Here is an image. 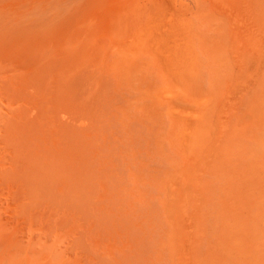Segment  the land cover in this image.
<instances>
[{
	"label": "bare ground",
	"instance_id": "obj_1",
	"mask_svg": "<svg viewBox=\"0 0 264 264\" xmlns=\"http://www.w3.org/2000/svg\"><path fill=\"white\" fill-rule=\"evenodd\" d=\"M62 1L63 17H77L74 31L64 28L65 44H71L68 42L73 36L79 39L72 67L68 64L71 50L65 49L63 81L76 89L81 110H85L86 100H91V135L87 138L84 131L79 132V166L83 174L78 190L81 209H77L83 254L80 264H122L117 258L87 255L86 231L90 236L97 231L109 240L128 234V227L112 229L95 216L89 205L87 178L112 204L113 200L123 205L127 201L134 210V204L139 205L143 211L135 214L145 216L149 224L158 218L155 205L167 207L171 196L178 200L181 212L192 224L193 256L189 261L190 256L183 255L189 264H264V0L206 1L217 11L215 14L203 21L193 16L180 22L175 15L180 10L181 15L187 14L192 1H149L155 13L176 24V30L160 22V16L159 24L139 21L144 11L140 0ZM193 2L197 6L203 3ZM164 5L179 11L173 15L170 8L169 14L164 12ZM202 6L204 17L207 9ZM193 112L196 118L187 122L185 118L192 117ZM164 209L162 218L166 215ZM174 214L173 220L180 215L174 219ZM143 219L137 222L136 216L131 225L139 223L145 229L147 220L140 223ZM181 222L178 227L174 225L180 228ZM158 224L151 225L152 232ZM175 226H170L174 231L169 228L172 234H162L164 226L158 231L171 244L175 243ZM177 235L179 232L175 234L178 239ZM156 241L162 242L158 238ZM167 241V247L157 249H169ZM178 242L174 245L180 246ZM136 245L131 260L146 264V250L138 249L139 241ZM2 247L0 237V252ZM164 254L156 259L161 257V262L169 257L168 264L174 262L173 254L163 258ZM153 257L154 253L152 259L149 257L154 263Z\"/></svg>",
	"mask_w": 264,
	"mask_h": 264
},
{
	"label": "rangeland",
	"instance_id": "obj_2",
	"mask_svg": "<svg viewBox=\"0 0 264 264\" xmlns=\"http://www.w3.org/2000/svg\"><path fill=\"white\" fill-rule=\"evenodd\" d=\"M140 1L143 2L144 11L142 14L140 13L142 18L139 17V21L144 19L145 22H143L149 24L166 22L171 25L169 27L177 29V26L174 27L176 24L168 22L163 14L153 11L154 5L149 2L151 0ZM202 1L203 3L197 6L194 2V4L192 2L190 4L188 0L190 4L188 11H191L190 15L192 16H189L190 11H187L188 16L185 17L186 12L181 15V10L176 8L175 10L179 11V15H177L174 7H172L173 15L175 13L176 18L178 17L177 21L183 20V18H193V16L195 19L203 21L217 12L211 4L207 3H210V0ZM202 5L206 6H204L205 10L207 9L204 17L200 13ZM168 6L164 5L163 10L171 14L172 8L170 6V9ZM190 6L191 8L195 6V8L190 9ZM62 8H64L62 0H0V237L3 244L2 248H4L0 252V264H80L82 260L83 254L80 253L81 248L79 247L81 228L77 215V209L81 207V205L78 207V190H80V178L83 175L79 166V132L84 131L87 138L91 135V100L87 99L85 110H81L76 89L73 85L70 87L63 81L62 72L67 63L63 56L66 54L65 49L71 50L68 64L72 67L76 64L77 44L79 43L77 41L79 39L74 40L73 36L72 40L68 42L71 44H65L64 28L68 27L69 31H74L72 25L77 17L71 15L69 18H64ZM148 11H150V20L146 17V15L149 16L146 14ZM159 16L163 19H160L162 20L160 22L158 21ZM147 20L149 21L147 22ZM230 93L231 96L235 94L232 91ZM194 117L196 118L195 112H193L192 117L185 119L187 122H191L195 119ZM81 124L86 126H81ZM208 147L210 148V146ZM86 183L87 191L90 192L89 196L91 197V201H89L91 203H87L93 207L95 216L101 218V221H104L112 229L119 227L121 230H126L128 227L127 235L119 236L114 240L102 238L97 231L90 236L89 230L86 231L84 234L87 239V255L98 256L105 260L117 258L122 264H133L135 261L131 260L133 255L131 251L134 252L136 248L134 246H137L136 242L139 241L141 249L140 247L138 249L140 251L142 248L146 250V252L142 251L146 253V256H144L145 253L143 255L144 258L146 257V264L158 263L162 257L161 254L169 249L176 253L169 252L171 253L170 256L174 255L173 264H183V260L188 262L184 264H189L193 256V248L191 247L194 241L191 239H194V236L190 232L192 224L191 221H188L187 214L181 212V203L177 204L176 201L178 200H175L173 196L170 198V204H166L168 208L154 206V210L155 207H158L157 210L159 209V211L155 210V214L158 215L157 220L156 217H154V221L151 219L152 224L160 223L159 226L154 225L155 227H153L157 230V237L156 230L155 233L152 232L151 227L153 225L149 224L145 216L140 214L143 208L134 204L136 208L134 210L133 205L127 201L123 205V202L113 200V202L115 201L113 203L115 205H113L99 187L92 186L89 178L86 179ZM89 205H85V209L89 208ZM129 208H131L130 211ZM162 209L165 210L166 215L164 216L168 218V221L164 220V216L161 217L162 212H164ZM86 210L92 212L90 209ZM135 211H139L140 215H136ZM174 212L177 215L183 213L182 216L184 217L180 215L178 217L174 214V219L179 218L178 223H176L178 218L175 219L176 222L173 220ZM107 214L109 216H106ZM110 214L112 220H109ZM134 214L135 216H133ZM136 216L137 222L139 218H141L140 221L143 218L147 220L146 224H144L145 219L140 222L145 225L146 230L139 223V225L134 223L133 228L131 225L133 224L132 218L134 221ZM159 216L162 222H158ZM106 219L108 220L106 221ZM179 221L182 226L177 228L180 224ZM167 222L171 225L168 223L169 226H166L164 223ZM147 224L150 228L147 227ZM130 225L132 228L129 227ZM162 226H164L162 234H165L166 231L169 232L166 234H172V231L175 230L172 229V226L176 227L177 232L174 233L178 234L179 232L177 235L179 238L177 239L173 234L174 244L179 241L180 246L168 242V237V239L163 238L166 234L160 236L161 233L159 232H161L160 227ZM119 228L118 230H120ZM169 228L172 230L171 232ZM142 229L147 232H145V237H143L144 234L142 235L144 233L141 231ZM180 231H183L185 235L181 234ZM137 232L140 233L137 235L138 240L135 237ZM149 234L153 236H151L152 239L154 238L153 240L150 239ZM181 235L184 236H182V242H185L182 245ZM154 236L159 241H162L160 238L163 239L161 244L156 241ZM142 240L149 241L148 245L145 241L141 243ZM154 240L159 244L158 246L154 244ZM166 241L169 243H167L169 249L166 248ZM163 245L166 246L167 250L163 247L166 251L161 252L163 249L160 248ZM187 245L190 246L189 249L186 248ZM156 246L160 248L157 249ZM172 247L173 249L177 247V249L173 250ZM153 253L155 257H153V261L158 255L161 256L154 263L149 258L152 259ZM167 253L168 251L165 254ZM24 254L27 257L25 260ZM183 255L185 258L190 256L187 258L190 260L184 259ZM176 256L178 257L175 258ZM164 259V262L168 260L165 264L171 260L169 257ZM163 260L159 263H164Z\"/></svg>",
	"mask_w": 264,
	"mask_h": 264
}]
</instances>
